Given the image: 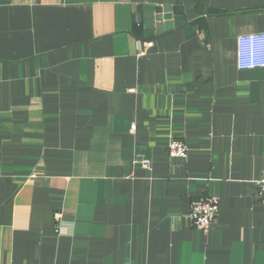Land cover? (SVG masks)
Wrapping results in <instances>:
<instances>
[{"label":"crops","instance_id":"1","mask_svg":"<svg viewBox=\"0 0 264 264\" xmlns=\"http://www.w3.org/2000/svg\"><path fill=\"white\" fill-rule=\"evenodd\" d=\"M150 6L186 20L150 37ZM253 32L264 0H0V264H264Z\"/></svg>","mask_w":264,"mask_h":264},{"label":"built area","instance_id":"2","mask_svg":"<svg viewBox=\"0 0 264 264\" xmlns=\"http://www.w3.org/2000/svg\"><path fill=\"white\" fill-rule=\"evenodd\" d=\"M239 69H251L264 67V32H253L241 34L237 38ZM142 56L145 51H142ZM167 153L170 157L186 158L188 156L187 143L182 138H172L167 145ZM135 162L149 168L151 160L141 154ZM258 199L264 203V175L257 181ZM220 209V199L215 195H207L196 199L189 211V218L193 225L204 232H209L214 224ZM126 264H131L127 262Z\"/></svg>","mask_w":264,"mask_h":264},{"label":"water","instance_id":"3","mask_svg":"<svg viewBox=\"0 0 264 264\" xmlns=\"http://www.w3.org/2000/svg\"><path fill=\"white\" fill-rule=\"evenodd\" d=\"M147 12L146 27L147 31L151 34L162 33L169 30L176 25L182 24L186 20L184 16L174 15L170 6H150ZM162 21V23H160Z\"/></svg>","mask_w":264,"mask_h":264},{"label":"bare ground","instance_id":"4","mask_svg":"<svg viewBox=\"0 0 264 264\" xmlns=\"http://www.w3.org/2000/svg\"><path fill=\"white\" fill-rule=\"evenodd\" d=\"M198 199V198H197Z\"/></svg>","mask_w":264,"mask_h":264}]
</instances>
